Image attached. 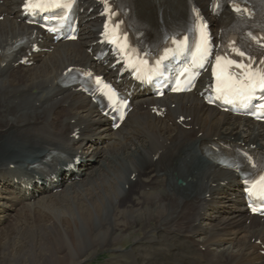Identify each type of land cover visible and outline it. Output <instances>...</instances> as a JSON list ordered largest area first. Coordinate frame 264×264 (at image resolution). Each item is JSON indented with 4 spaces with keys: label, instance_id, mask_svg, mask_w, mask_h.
Returning <instances> with one entry per match:
<instances>
[{
    "label": "bare ground",
    "instance_id": "obj_1",
    "mask_svg": "<svg viewBox=\"0 0 264 264\" xmlns=\"http://www.w3.org/2000/svg\"><path fill=\"white\" fill-rule=\"evenodd\" d=\"M15 1H9L6 11L17 8ZM206 1L199 0L202 4ZM98 24L94 20L79 42L58 44L34 72L0 79V179L10 174L7 168L11 164L25 166L27 174L43 176L55 160L82 149L81 159L86 163L80 168L83 178L65 184L69 191L61 194L62 199H74L79 218L66 203L58 211L57 222L50 211H38L54 205L56 196L55 202L43 198L37 209L9 188L0 194V224L8 220L9 211H35L31 227L39 234L33 238L40 242L46 238L41 244L50 247L43 264H88L101 248L114 253L104 264H264L257 242L264 241V221L248 217L238 198H231L228 191L221 193V180L236 182V177L219 169L213 155H207L203 147L207 139L228 138L264 148V125L208 107L191 93L166 101L138 99L139 109L129 114L118 131H111L87 97L60 84L61 73L69 66L92 64L85 47L97 39L94 27ZM28 30L16 18L7 16L0 21V66L3 55L14 49ZM8 71L0 68V75ZM25 88L30 89L28 93ZM157 102L166 107L168 121L158 119L149 108ZM181 116L191 120L180 121ZM128 125L129 132L122 136ZM77 126L83 135L97 141L91 150L85 143L76 149L70 135ZM3 169L6 173L1 175ZM12 180L15 178L8 183ZM138 184L144 190L136 189ZM235 186L233 194L238 197ZM44 190L38 192H47ZM206 193L211 194V200ZM204 205L211 209L216 206L223 215L213 212L206 229L196 230L194 223ZM201 219L206 217L200 218L203 226ZM13 228H6L9 244L15 242ZM22 239L14 252H5L2 247L0 264L24 261L30 239ZM129 240L132 246L124 249ZM67 243L70 250L64 253L62 248Z\"/></svg>",
    "mask_w": 264,
    "mask_h": 264
},
{
    "label": "rangeland",
    "instance_id": "obj_2",
    "mask_svg": "<svg viewBox=\"0 0 264 264\" xmlns=\"http://www.w3.org/2000/svg\"><path fill=\"white\" fill-rule=\"evenodd\" d=\"M41 64H42V62L40 63V65ZM37 68H38V66L37 67L36 66L35 67H32V69H30L31 71H29V69H25V68H21V67H18L17 70H14V69L13 70L12 69L10 70L9 69L10 74L8 76H6L4 80H6L8 78H11V75H15V74L18 75L19 73H22L21 75H23L25 73L34 72L35 69H37ZM18 70H20V71L19 72H16ZM29 90H30L29 88H25L24 89V92L25 93H28ZM33 92L36 93L37 91L34 90ZM126 132H127V130H126ZM167 159L170 160L171 159V156L168 155ZM85 181H86V179H84L82 182L85 183ZM214 183H217V181H215ZM141 185L142 184H138L136 186V189H140L141 190L142 187H143V185L142 186ZM82 187L83 186H81V188ZM213 187H215V186H213ZM67 191H69V190H67V188H64L62 190V193H60V194L57 193V194L51 195V196L50 195H47V196H50L49 199L47 197H45L44 195H42L41 197H38L31 204L34 207H37V209H38L40 207V205H42L43 198H46L45 200H50V202H51V200L55 202V199L54 198L56 196V200H57L56 203L58 202L57 204L54 203V205H51V206L50 205H47V206H45V207H47V208H45V210L42 209V208H44V206L43 207H40L42 210L40 209L38 211H40V212L41 211H44V212H47V213L50 211L49 213L52 214L55 217L56 221L57 222H60V218L57 219L58 218V211L61 208H63V205H65L66 203H68L69 206L70 205L72 206V209H73L74 213L79 218V211H78L77 205L73 201L74 199L73 198H67V200H66V199H64L65 196H64L63 199L61 198V194H65V192H67ZM72 191H73V189H72ZM57 195H58V197H57ZM216 198H217V196H216ZM215 208H217V207L215 206ZM218 210H219V208H218ZM56 212H57V214H56ZM8 213H10V215L8 216V220L4 224L2 223L3 225L0 226V252L2 251V247L6 250L5 252H7V251L14 252L16 250V248L21 247V245L19 243L20 242V239H21V241H23L22 237L28 236L29 239H30V241L26 245L27 253L26 254H23V256H24V259L23 260L24 261L21 262V264H31L32 262H35V263L38 262V264H43L44 257L48 256V254L50 253V251H49L50 247H48L49 245H47V244L45 245V243L47 242L46 241V238H44V237L41 238V242L42 241L45 242L44 243V246H42V244H41L40 241H37V240H35V238H33V237H37V235L39 234L36 231V228H32L31 227V223L33 222L34 217L36 216V212L35 211H24V212H22V211H19V210L18 211H15L14 210V211H9ZM215 214H217V213H215ZM204 217H207V216L205 215ZM193 220H195V218ZM206 222H207V220H206ZM211 222H212V220L210 221V223ZM12 224H14L17 228L15 226H13ZM9 225H10V227L12 226V227H14L16 229V231H13L14 233L13 232L11 233V235H13V238L15 237V242L12 243V244H9L7 242L8 241V236H7L8 230H6V228L9 229L10 228ZM205 225L207 226L209 224H205ZM64 235H65V233H64ZM199 237H201V239L203 238L202 236H199ZM131 244H133V242L132 241L130 242V240H129L123 246V248L124 249H129L130 246H132ZM196 245H197V243H196ZM69 250H70V246L67 243V244H65L64 248H62V251L64 253H67ZM96 252L97 253L94 254V256L91 258V260L88 262V264H102V263L104 264L109 259H112V257L114 256L113 251L108 250L107 248L97 249ZM71 253L73 254V249L72 248H71ZM79 255L80 254H78L77 256H79Z\"/></svg>",
    "mask_w": 264,
    "mask_h": 264
},
{
    "label": "snow or ice",
    "instance_id": "obj_3",
    "mask_svg": "<svg viewBox=\"0 0 264 264\" xmlns=\"http://www.w3.org/2000/svg\"><path fill=\"white\" fill-rule=\"evenodd\" d=\"M206 50H207V49H205V51H206ZM240 55H243V53H240ZM219 62H220V58L217 57V63L219 64ZM230 63H231V62H230ZM257 86H259L261 89H264V75H260L258 85H257L256 83H250V84H248V85H244L243 87H244V88H247V89L251 92V91H254L255 87H257ZM238 94H239V97H240L242 100H247V99L250 98L249 95L246 94V93L243 92V91H239ZM261 179L264 180V177H262Z\"/></svg>",
    "mask_w": 264,
    "mask_h": 264
}]
</instances>
